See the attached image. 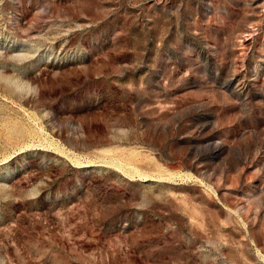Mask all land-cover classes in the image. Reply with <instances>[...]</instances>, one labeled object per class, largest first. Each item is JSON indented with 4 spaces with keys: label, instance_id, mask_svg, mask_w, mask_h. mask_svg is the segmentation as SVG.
I'll return each instance as SVG.
<instances>
[{
    "label": "rangeland",
    "instance_id": "374dc122",
    "mask_svg": "<svg viewBox=\"0 0 264 264\" xmlns=\"http://www.w3.org/2000/svg\"><path fill=\"white\" fill-rule=\"evenodd\" d=\"M0 264H264V0H0Z\"/></svg>",
    "mask_w": 264,
    "mask_h": 264
}]
</instances>
